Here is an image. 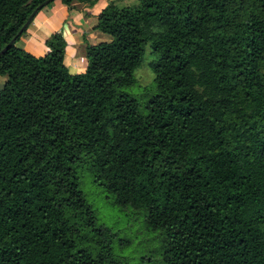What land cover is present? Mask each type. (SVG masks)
Returning <instances> with one entry per match:
<instances>
[{
    "label": "trees",
    "instance_id": "16d2710c",
    "mask_svg": "<svg viewBox=\"0 0 264 264\" xmlns=\"http://www.w3.org/2000/svg\"><path fill=\"white\" fill-rule=\"evenodd\" d=\"M45 1L0 0V51ZM122 1L98 15L112 40L87 46L84 73L60 33L43 56L16 46L25 31L0 55V264H134L82 165L157 234L135 264H264V0ZM147 48L142 113L127 90Z\"/></svg>",
    "mask_w": 264,
    "mask_h": 264
},
{
    "label": "crops",
    "instance_id": "0c3cea01",
    "mask_svg": "<svg viewBox=\"0 0 264 264\" xmlns=\"http://www.w3.org/2000/svg\"><path fill=\"white\" fill-rule=\"evenodd\" d=\"M110 1L99 0L90 6L78 1L66 5L61 0H55L36 13L16 46L40 57L48 52L47 40L60 33L66 41V67L72 74L84 73L87 46L111 41L109 34L96 27L98 15Z\"/></svg>",
    "mask_w": 264,
    "mask_h": 264
},
{
    "label": "rangeland",
    "instance_id": "374dc122",
    "mask_svg": "<svg viewBox=\"0 0 264 264\" xmlns=\"http://www.w3.org/2000/svg\"><path fill=\"white\" fill-rule=\"evenodd\" d=\"M132 1V0H130ZM129 0L122 2L129 3ZM110 36V35H109ZM112 40V37H109ZM153 57L150 54V48L143 64L135 71L136 83L127 92L138 101L140 111L146 113L147 100L156 93V86L153 81L154 74L150 68V62ZM6 77L0 76V89L5 83ZM80 189L83 191L87 202L92 206L97 221L111 228L117 235V239H129L128 251L133 256L134 264L139 257L154 254L159 247L155 240V235L148 233L143 226L144 216L141 212H136L130 207L122 208L115 204L112 195L108 194L97 182L94 181L89 166L82 165L78 168ZM152 260H154L152 258Z\"/></svg>",
    "mask_w": 264,
    "mask_h": 264
},
{
    "label": "water",
    "instance_id": "95a60500",
    "mask_svg": "<svg viewBox=\"0 0 264 264\" xmlns=\"http://www.w3.org/2000/svg\"><path fill=\"white\" fill-rule=\"evenodd\" d=\"M55 0H47L45 1L42 5H40L32 14L31 16L29 17V19L27 20V22L24 24V26L22 27V29L18 32L17 36L11 40V42L6 46L4 47L1 51H0V55L3 54L14 42H15V39L17 37H19L23 31L26 30V28L28 27V25L30 24V22L32 21V19L34 18V16L36 15V13L41 10L42 8H44L45 6H47L48 4H50L51 2H53Z\"/></svg>",
    "mask_w": 264,
    "mask_h": 264
}]
</instances>
